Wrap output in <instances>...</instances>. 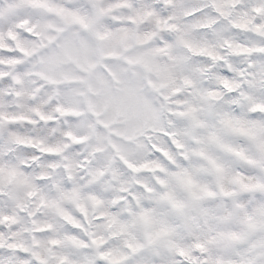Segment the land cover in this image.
<instances>
[{
    "label": "snow or ice",
    "instance_id": "1",
    "mask_svg": "<svg viewBox=\"0 0 264 264\" xmlns=\"http://www.w3.org/2000/svg\"><path fill=\"white\" fill-rule=\"evenodd\" d=\"M0 264H264V0H0Z\"/></svg>",
    "mask_w": 264,
    "mask_h": 264
}]
</instances>
